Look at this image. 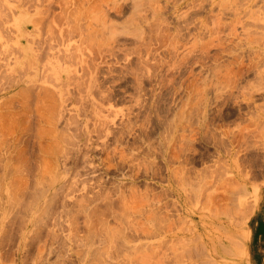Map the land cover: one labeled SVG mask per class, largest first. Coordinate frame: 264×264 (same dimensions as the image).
<instances>
[{
	"label": "rangeland",
	"instance_id": "374dc122",
	"mask_svg": "<svg viewBox=\"0 0 264 264\" xmlns=\"http://www.w3.org/2000/svg\"><path fill=\"white\" fill-rule=\"evenodd\" d=\"M263 182L264 0H0V264H264Z\"/></svg>",
	"mask_w": 264,
	"mask_h": 264
},
{
	"label": "crops",
	"instance_id": "0c3cea01",
	"mask_svg": "<svg viewBox=\"0 0 264 264\" xmlns=\"http://www.w3.org/2000/svg\"><path fill=\"white\" fill-rule=\"evenodd\" d=\"M264 185V182H263ZM254 219V248H258L259 243L264 242V205L260 208ZM252 224V222H251ZM253 243L250 241L249 244L253 247ZM251 254L249 251L247 254Z\"/></svg>",
	"mask_w": 264,
	"mask_h": 264
}]
</instances>
